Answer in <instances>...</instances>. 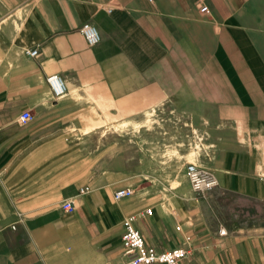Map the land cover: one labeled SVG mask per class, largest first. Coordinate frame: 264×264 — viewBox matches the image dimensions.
Listing matches in <instances>:
<instances>
[{
  "label": "crops",
  "instance_id": "crops-1",
  "mask_svg": "<svg viewBox=\"0 0 264 264\" xmlns=\"http://www.w3.org/2000/svg\"><path fill=\"white\" fill-rule=\"evenodd\" d=\"M205 3L0 0V264H127L129 218L180 264H264V0ZM115 117L131 144L98 139Z\"/></svg>",
  "mask_w": 264,
  "mask_h": 264
},
{
  "label": "built area",
  "instance_id": "built-area-1",
  "mask_svg": "<svg viewBox=\"0 0 264 264\" xmlns=\"http://www.w3.org/2000/svg\"><path fill=\"white\" fill-rule=\"evenodd\" d=\"M200 4L201 12L209 13V7L205 0H197ZM82 34L90 45H96L101 41V35L96 26L86 23L81 28ZM30 56H36L37 50H30ZM48 84L56 98H62L68 92L67 84L60 74H54L48 77ZM33 116L30 111H25L20 117L22 125L28 124ZM186 175L192 186V189L200 194H206L214 191L218 183L215 176L194 163H188L186 167ZM132 188H123L115 193V198L120 199L132 195ZM65 209L71 210L72 203H66ZM149 213H151L149 211ZM221 234H226V231L221 230ZM123 246L126 256L129 257L127 264H180L187 257V251L183 248H172L167 250H158L154 247H149L142 233L136 228L134 220L129 218L124 221Z\"/></svg>",
  "mask_w": 264,
  "mask_h": 264
},
{
  "label": "rangeland",
  "instance_id": "rangeland-1",
  "mask_svg": "<svg viewBox=\"0 0 264 264\" xmlns=\"http://www.w3.org/2000/svg\"><path fill=\"white\" fill-rule=\"evenodd\" d=\"M104 113L106 114V116L108 115L114 117L112 114L108 113L106 109H104ZM123 121L124 120H122L120 117L112 118L107 124H105V126L96 130V133L98 134V139H100V141H103L112 136L115 138L119 136L120 138L125 139L126 145L131 144L134 128L132 127V125H129L128 127L124 126ZM188 162L194 163L193 159H188ZM225 200H227L234 207L244 205L241 200L233 196H227Z\"/></svg>",
  "mask_w": 264,
  "mask_h": 264
},
{
  "label": "bare ground",
  "instance_id": "bare-ground-1",
  "mask_svg": "<svg viewBox=\"0 0 264 264\" xmlns=\"http://www.w3.org/2000/svg\"><path fill=\"white\" fill-rule=\"evenodd\" d=\"M131 124H132V123H131L130 121H129V122L127 121V122H124V123H123V125H124V126H127V127H128L129 125H131ZM136 124H137V123H136ZM191 163H192V162H191ZM194 164H196V163H194ZM196 165H197V164H196Z\"/></svg>",
  "mask_w": 264,
  "mask_h": 264
}]
</instances>
